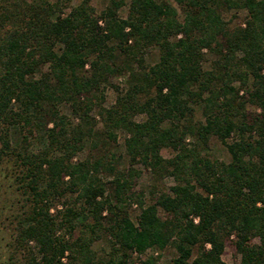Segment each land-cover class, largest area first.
<instances>
[{
	"label": "trees",
	"instance_id": "16d2710c",
	"mask_svg": "<svg viewBox=\"0 0 264 264\" xmlns=\"http://www.w3.org/2000/svg\"><path fill=\"white\" fill-rule=\"evenodd\" d=\"M231 8L242 23L229 26ZM211 136L228 160L207 153ZM138 162L174 183L149 196ZM0 167L19 195L10 264H133L167 245L168 264L195 248V264H226L231 234L238 264H264V0H108L98 12L90 0H0ZM103 234L108 250L93 245Z\"/></svg>",
	"mask_w": 264,
	"mask_h": 264
},
{
	"label": "rangeland",
	"instance_id": "374dc122",
	"mask_svg": "<svg viewBox=\"0 0 264 264\" xmlns=\"http://www.w3.org/2000/svg\"><path fill=\"white\" fill-rule=\"evenodd\" d=\"M80 0H74V2H79ZM92 8L98 12L103 9L108 0H90ZM127 6L122 5L119 9V14L126 15ZM246 11L243 9L231 8L228 10H224V18L228 21L229 26H233L238 23H242ZM205 51V60L204 66H208L210 59L214 56L212 53ZM147 61H153L157 58V49L153 46L148 47V51L146 52ZM45 68V66H44ZM112 80L119 84L121 87L125 86V77L124 76H116L113 77ZM238 85L239 82H236ZM115 91L111 86H107L105 89V104L109 105L115 100ZM239 94L246 96V92L244 89H241ZM248 108L253 109L256 106L248 103ZM64 110L69 113V109L67 106H63ZM195 118H201V111L197 107L195 110ZM50 124V123H49ZM10 134L13 142H17L20 139V131L17 125L10 126ZM126 132L123 130L118 131V143L115 147L117 153L120 154V163L122 165L128 164V158L125 153L124 146V136ZM38 144L33 145L34 148H38ZM159 153L163 157H171L174 155V150L167 145H163L159 149ZM207 153L213 157H217L219 159L228 160L229 153L226 149V146L215 136H211L209 139V148ZM86 154V149L81 150L75 156L82 158ZM135 167L139 170V175L136 177V186L137 188H141L151 196V191H159L162 189H168V187L174 183V178L167 172H164L157 167H153L152 165L142 164L140 162L135 164ZM1 168V167H0ZM12 180L8 177H4L0 174V264H10L11 259L10 255V246L9 242L11 240V236L15 226V214L19 210V203L17 201L19 195L17 194V190L14 189L10 183ZM62 207L61 201L58 199L54 202V205L50 208L53 213H58V210ZM138 212L135 204L130 208L131 216L134 218L136 213ZM235 238L234 234H231L225 239V246L222 253V259L226 264H238L240 262V253L237 251L235 246ZM252 242H258V238L254 237L251 240ZM94 247L103 248L108 250V240L105 234H103L100 238L93 242ZM175 249L172 245H167L163 249H148L146 252L142 254H133L134 263L133 264H144L143 260L147 256H153L156 258V264H168L170 259L175 255ZM196 257V248L193 251V254L190 258L189 264H195L194 259ZM19 259H21L19 257Z\"/></svg>",
	"mask_w": 264,
	"mask_h": 264
}]
</instances>
